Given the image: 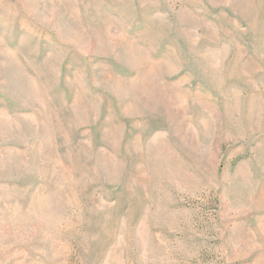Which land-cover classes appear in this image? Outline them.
Listing matches in <instances>:
<instances>
[{
    "label": "rangeland",
    "instance_id": "obj_1",
    "mask_svg": "<svg viewBox=\"0 0 264 264\" xmlns=\"http://www.w3.org/2000/svg\"><path fill=\"white\" fill-rule=\"evenodd\" d=\"M0 264H264V0H0Z\"/></svg>",
    "mask_w": 264,
    "mask_h": 264
}]
</instances>
